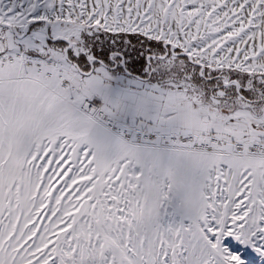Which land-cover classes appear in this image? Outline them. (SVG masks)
Segmentation results:
<instances>
[{
	"label": "snow or ice",
	"instance_id": "6c2138e0",
	"mask_svg": "<svg viewBox=\"0 0 264 264\" xmlns=\"http://www.w3.org/2000/svg\"><path fill=\"white\" fill-rule=\"evenodd\" d=\"M264 264V0H0V264Z\"/></svg>",
	"mask_w": 264,
	"mask_h": 264
},
{
	"label": "rangeland",
	"instance_id": "374dc122",
	"mask_svg": "<svg viewBox=\"0 0 264 264\" xmlns=\"http://www.w3.org/2000/svg\"><path fill=\"white\" fill-rule=\"evenodd\" d=\"M253 264H260L259 258L257 257H252Z\"/></svg>",
	"mask_w": 264,
	"mask_h": 264
}]
</instances>
